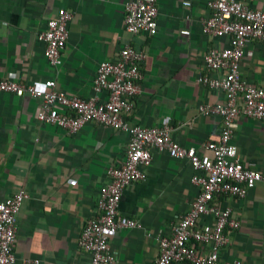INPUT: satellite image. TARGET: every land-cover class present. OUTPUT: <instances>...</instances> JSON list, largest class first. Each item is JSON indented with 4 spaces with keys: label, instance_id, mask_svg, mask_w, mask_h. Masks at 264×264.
<instances>
[{
    "label": "crops",
    "instance_id": "obj_1",
    "mask_svg": "<svg viewBox=\"0 0 264 264\" xmlns=\"http://www.w3.org/2000/svg\"><path fill=\"white\" fill-rule=\"evenodd\" d=\"M129 0H0V78L43 87L52 79L56 89L88 99L96 93L93 79L101 61H115L129 45L145 54L141 92L123 118L141 126L168 125L176 142L199 152L217 140L221 117L200 111L201 105L223 102L219 89L198 82L207 73L208 48L227 45L225 36L202 30L212 0H159L157 32L132 34L124 26ZM189 1L190 5H183ZM264 7V0H246ZM59 8L70 11L69 36L62 62L51 65L43 55L39 33ZM186 29L188 34L181 33ZM241 78L264 87V42L250 39L239 63ZM215 74V73H213ZM104 98V94L100 93ZM41 99L0 92V199L25 190L17 214L14 264H89L78 245L88 219L99 214V188L108 182V167L125 159L128 134L97 122L75 133L41 122ZM231 141L241 161L264 174V122L239 115ZM145 177L122 192L119 214L136 220L109 240L115 261L108 264H151L158 256V237L168 236L188 211L198 192L186 159L151 149ZM229 206L238 220L226 229L229 243L219 253L223 264H264V183L258 181L244 197L220 195L214 200ZM212 219L200 216L197 225L211 228ZM201 252L208 246L190 243ZM37 261V263L35 262Z\"/></svg>",
    "mask_w": 264,
    "mask_h": 264
},
{
    "label": "built area",
    "instance_id": "obj_2",
    "mask_svg": "<svg viewBox=\"0 0 264 264\" xmlns=\"http://www.w3.org/2000/svg\"><path fill=\"white\" fill-rule=\"evenodd\" d=\"M159 0H129L124 4V26L132 33L153 35L157 32ZM189 6V1H183ZM211 10L203 20L202 30L211 36H225L227 45L208 48L204 54L207 73H200L199 83L223 92V102L200 106L205 114L221 117L217 140H208L199 152L194 146L173 140L169 126H141L123 118L134 106V97L141 92L145 57L142 50L124 46L115 61H101L93 79L96 93L88 99L68 95L56 89L55 81L46 79L43 87L0 78V92L21 97L25 94L40 98L37 119L75 133L88 122H97L128 134L124 161L108 167L107 183L99 188V214L88 219L82 227L78 245L89 254V264H108L115 261L109 240L120 228L137 226L136 220L119 214L118 206L123 189L131 182L145 177L142 167L151 162V149L166 151L171 157L186 159L194 173L191 182L198 192L188 211L177 221L168 236L158 237V256L151 264H223L220 250L229 243L226 229H236L238 220L229 206L220 207L214 200L220 195L244 197L256 182L264 183V174L245 165L231 141L235 119L239 115L264 122V87L247 83L241 78L239 63L245 44L250 39L264 42V7H252L246 0H212ZM70 11L59 8L47 20L39 33L44 43L43 55L51 65L62 62V52L69 36ZM181 33L188 34L186 29ZM215 73V74H213ZM104 94V98L99 94ZM27 194L20 188L0 199V264H14L13 251L17 231V214ZM209 216L212 227L197 225L200 216ZM191 242L208 246L206 252L191 246ZM37 263V261H35ZM227 264H240L233 259Z\"/></svg>",
    "mask_w": 264,
    "mask_h": 264
}]
</instances>
